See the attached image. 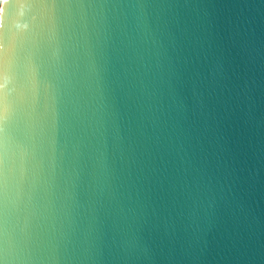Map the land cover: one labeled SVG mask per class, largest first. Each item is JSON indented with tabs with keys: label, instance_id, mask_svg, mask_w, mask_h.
<instances>
[{
	"label": "water",
	"instance_id": "obj_1",
	"mask_svg": "<svg viewBox=\"0 0 264 264\" xmlns=\"http://www.w3.org/2000/svg\"><path fill=\"white\" fill-rule=\"evenodd\" d=\"M0 264H264V0H7Z\"/></svg>",
	"mask_w": 264,
	"mask_h": 264
},
{
	"label": "clouds",
	"instance_id": "obj_2",
	"mask_svg": "<svg viewBox=\"0 0 264 264\" xmlns=\"http://www.w3.org/2000/svg\"><path fill=\"white\" fill-rule=\"evenodd\" d=\"M7 3V0H0V10H2L3 5Z\"/></svg>",
	"mask_w": 264,
	"mask_h": 264
}]
</instances>
